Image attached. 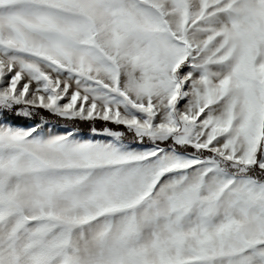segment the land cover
Masks as SVG:
<instances>
[{"label":"snow or ice","instance_id":"snow-or-ice-1","mask_svg":"<svg viewBox=\"0 0 264 264\" xmlns=\"http://www.w3.org/2000/svg\"><path fill=\"white\" fill-rule=\"evenodd\" d=\"M0 264H264V0H0Z\"/></svg>","mask_w":264,"mask_h":264}]
</instances>
